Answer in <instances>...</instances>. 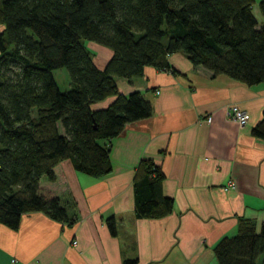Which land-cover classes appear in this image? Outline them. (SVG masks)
I'll use <instances>...</instances> for the list:
<instances>
[{"label":"trees","instance_id":"16d2710c","mask_svg":"<svg viewBox=\"0 0 264 264\" xmlns=\"http://www.w3.org/2000/svg\"><path fill=\"white\" fill-rule=\"evenodd\" d=\"M253 3L0 0V223L15 229L21 213L31 211L72 221L59 199L39 192L40 178L53 181V167L64 159L89 176L108 174L106 142L152 112L141 92L120 94L115 78L129 80L145 66L176 73L167 56L178 52L211 76L264 83V23H257ZM257 6L264 19V0ZM87 41L111 50L103 68L93 64ZM60 68L68 76L64 91L53 77ZM108 96L114 99L105 108L91 107ZM250 132L264 140V108ZM163 178L151 158L139 160L132 179L134 217L172 211V198L161 192ZM104 222L116 235L114 217ZM212 252L217 264H264V256L257 262L264 220L238 217L235 232L219 238Z\"/></svg>","mask_w":264,"mask_h":264},{"label":"crops","instance_id":"0c3cea01","mask_svg":"<svg viewBox=\"0 0 264 264\" xmlns=\"http://www.w3.org/2000/svg\"><path fill=\"white\" fill-rule=\"evenodd\" d=\"M259 1L252 13L261 25ZM84 45L103 68L111 50ZM167 62L176 73L145 66L129 80L115 78L120 94L141 92L151 115L126 123L106 142L108 174L89 176L64 159L53 167V181L41 177L39 192L59 199L72 221L31 211L21 213L15 229L0 223V264H122L123 258H135V264H217L212 248L235 232L238 217L264 220V140L250 132L264 108V83L211 76L178 52ZM113 99L91 107L105 108ZM230 104L248 113L246 125L227 116ZM145 157L160 167L161 192L173 200L163 216L133 215L132 179ZM110 215L114 236L104 222Z\"/></svg>","mask_w":264,"mask_h":264},{"label":"built area","instance_id":"2783aa9c","mask_svg":"<svg viewBox=\"0 0 264 264\" xmlns=\"http://www.w3.org/2000/svg\"><path fill=\"white\" fill-rule=\"evenodd\" d=\"M227 116L239 126H244L248 123L249 115L246 111L240 109L235 104H230L226 110ZM205 121H210V117L206 116ZM227 187H233L232 181H228ZM76 240L72 241L75 244Z\"/></svg>","mask_w":264,"mask_h":264},{"label":"rangeland","instance_id":"374dc122","mask_svg":"<svg viewBox=\"0 0 264 264\" xmlns=\"http://www.w3.org/2000/svg\"><path fill=\"white\" fill-rule=\"evenodd\" d=\"M0 24V29H1ZM53 77L57 83V86L60 91H64L68 87V76L64 68L57 69L53 71ZM31 115H34V111L31 112ZM264 252L258 257L257 262L260 261V258H263Z\"/></svg>","mask_w":264,"mask_h":264}]
</instances>
